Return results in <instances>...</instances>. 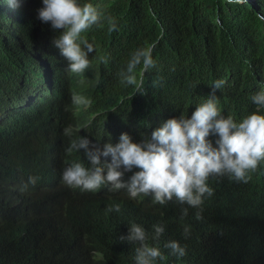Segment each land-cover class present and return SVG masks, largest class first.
Listing matches in <instances>:
<instances>
[{
    "label": "trees",
    "instance_id": "obj_1",
    "mask_svg": "<svg viewBox=\"0 0 264 264\" xmlns=\"http://www.w3.org/2000/svg\"><path fill=\"white\" fill-rule=\"evenodd\" d=\"M94 2L104 6V0ZM105 6V27L103 17L90 57L92 86L105 81L109 88L108 79L126 69L137 49L154 46L156 67L137 69L146 94L129 96L119 106L122 116L191 118L216 80L225 81L215 92L223 116L239 120L256 111L252 96L264 90V0H105ZM9 14L0 0V97L13 98L22 84L36 83L34 56L22 40L28 11ZM109 17L117 24L114 32L108 31ZM123 88L131 94L130 85ZM208 139L216 146L218 136ZM99 143L103 147L101 138L92 142ZM68 147L56 140L51 124L30 123L21 137L0 131V264H103V253L104 264H135L138 245L120 239L132 223L143 226L148 243L163 253L155 264H264V161L249 182L225 180L204 198L198 220L200 209L177 202L99 197L67 186L64 169L89 162L83 149L69 154ZM30 177L38 178L35 185ZM117 204L119 212L108 211ZM155 225L165 228L158 240L152 239ZM173 240L186 256L171 255L165 244Z\"/></svg>",
    "mask_w": 264,
    "mask_h": 264
},
{
    "label": "clouds",
    "instance_id": "obj_2",
    "mask_svg": "<svg viewBox=\"0 0 264 264\" xmlns=\"http://www.w3.org/2000/svg\"><path fill=\"white\" fill-rule=\"evenodd\" d=\"M1 1L4 8L11 9L6 18L28 11L30 24L22 40L34 56L36 85L28 88L22 84L13 98L0 97V131L9 135L17 132L21 137L28 136L30 123L51 124L56 140L69 146V154L83 149L89 162L84 160L86 167L73 162L64 169L62 179L67 186L99 197H149L160 205L177 202L200 209L196 214L199 220L203 218L204 198L214 196L225 180L249 182L250 173L264 161V90L252 96L256 111L239 120L223 116L218 106L215 92L224 87V80L211 84L212 94L197 106L191 118L124 117L119 106L137 92L146 94L141 81L137 82V69L146 73L156 67L154 46L137 49L126 69L108 79L109 88L105 81L92 86L90 57L96 50L93 39L102 26L103 5L94 0ZM107 10L105 6V17ZM108 24L109 32L117 30L113 18H108ZM16 30L11 34L19 37ZM124 84L131 86L130 95ZM103 100L106 143L102 147L92 142L98 138L103 141ZM44 105L52 108L41 111ZM210 135L218 136L216 146L208 139ZM37 180L30 177L29 183L35 185ZM113 210L119 212L120 206L108 209ZM183 213L186 216L188 208ZM164 231L162 225H155L152 239L158 240ZM184 231L187 236L190 230ZM120 239L138 245L135 264H155L164 258L159 247L148 243L149 234L139 224L132 223L129 234ZM165 247L178 258L187 254L175 240Z\"/></svg>",
    "mask_w": 264,
    "mask_h": 264
}]
</instances>
